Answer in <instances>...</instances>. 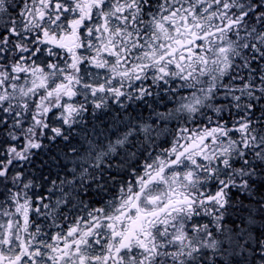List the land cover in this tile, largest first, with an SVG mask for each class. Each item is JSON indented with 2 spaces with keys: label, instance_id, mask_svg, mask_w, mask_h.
<instances>
[{
  "label": "trees",
  "instance_id": "trees-1",
  "mask_svg": "<svg viewBox=\"0 0 264 264\" xmlns=\"http://www.w3.org/2000/svg\"><path fill=\"white\" fill-rule=\"evenodd\" d=\"M100 1H0V230L12 210H28L36 235L112 218L113 202L127 209L188 150L226 147L215 162L194 153L210 190L184 214L193 248L176 264H264V0H105L120 22L88 51ZM52 12L59 29L41 30ZM152 18L171 35L148 61ZM50 69L46 90L19 91ZM205 86L210 98L185 110ZM206 237L218 250L200 248Z\"/></svg>",
  "mask_w": 264,
  "mask_h": 264
},
{
  "label": "rangeland",
  "instance_id": "rangeland-1",
  "mask_svg": "<svg viewBox=\"0 0 264 264\" xmlns=\"http://www.w3.org/2000/svg\"><path fill=\"white\" fill-rule=\"evenodd\" d=\"M104 2L105 0L100 1L98 4L93 3L92 6H89L87 9L89 12L94 11V17L96 18L92 27L93 34L88 33L89 40H93V43L88 44V51L94 50L96 46H98L95 45L98 40L103 41V36L110 37V35H105L103 28L100 29L99 21L105 23L109 22L107 29H109L110 23L120 22L118 16H109L105 14L103 10L106 3ZM49 12H46V14ZM56 16V12H52L50 16L46 15L45 18L47 20L49 19L50 22L46 19L42 20L40 17L41 30L57 32L56 30L59 29L60 24L55 22ZM92 18L90 17V19ZM64 24L65 23L62 22V25ZM151 25L153 37L144 43L142 51L146 55L148 61H155L161 56L162 53L160 50H162V47L168 45L164 44L168 43L167 40L171 35V31L167 23H162L154 18L151 19ZM231 49L232 46L230 44L217 47L215 49L217 60L220 62L225 61ZM53 73V69H50L45 72L40 71V74H35L30 78H26L25 81L22 82L23 84L20 86L19 91L29 98L34 97L38 92L46 90L51 85ZM203 90H205L203 95L198 94L190 102L185 104V110L196 114L198 109L203 106L204 102L210 98L213 86H205L202 91ZM200 149L201 147L198 148V150L195 148L188 150L183 155L186 157L185 163L180 164L177 170L170 171L167 174L162 173L160 177L154 178L150 184L145 186L144 190L140 193L141 199L139 200V206L144 209V214L153 213L159 209L162 210L166 208V210H168V203L173 199L168 191L172 189L177 190L176 188L182 190V193H185L188 197L189 193L193 194V206H198L199 202L197 200L200 198L198 196L210 190L206 184L207 181L203 179V171H201L200 167H198L199 164L194 160V153L200 151ZM225 149L227 148L213 149L206 147L202 151L196 153V155L202 157V161L205 163L215 162L217 157L221 155ZM188 160L189 162H187ZM196 168H199V170H196ZM151 204L156 205L153 206ZM124 206L125 201L121 200L113 202L111 207L113 211H120ZM170 209L171 210H169L166 216L160 221L158 220L155 222L154 229L151 230V233L148 234L146 239L141 241L138 246H135L136 243L132 244L133 246L130 245V251L128 250V253L122 255H115L117 248L115 242L112 240L113 236L111 233L106 232V230L90 231L88 238L83 240L82 244L79 245L78 257L74 261L79 260L83 264H139L140 262L143 264H176L177 257H181L183 254L189 257L192 252L193 241L186 226V217L184 215L179 216L181 214L178 210L173 208ZM3 229L5 228L1 227L0 230V237L2 236V241H0V255L5 259L12 260V258H14V263L18 264V258L23 253V250H18L20 246L12 241L8 247V243L4 239L7 233L2 231ZM237 242L241 243L240 240H237ZM126 244L127 243L124 242L123 246ZM200 248L203 250L206 248V253L209 254L213 250H218L216 240L212 238L208 239L207 237L206 240H204V244L200 245ZM262 249H264V245ZM33 251L35 250H30L29 254L32 255ZM43 254L42 250L35 251L34 255H40V258L35 260V264H53V260L48 258L50 254L48 253L46 257ZM154 254L156 255L155 257H153ZM24 263L27 264L26 261H24L23 264Z\"/></svg>",
  "mask_w": 264,
  "mask_h": 264
},
{
  "label": "flooded vegetation",
  "instance_id": "flooded-vegetation-1",
  "mask_svg": "<svg viewBox=\"0 0 264 264\" xmlns=\"http://www.w3.org/2000/svg\"><path fill=\"white\" fill-rule=\"evenodd\" d=\"M102 28H104V25H102ZM107 33L106 31L105 34ZM169 195L173 200L181 198L178 192H170ZM176 201L180 202L181 200ZM151 205L155 206L156 204ZM175 208L187 210L188 206L180 204ZM19 212L20 210L10 211L7 234L5 235L8 247L12 241L20 246L18 250H23V253L18 258V264H23L24 261L27 264H35V260L40 258V255H34L37 250H42L45 257L49 253L50 256L48 258L53 260V264H83L79 260L74 261L78 257V247L83 240L88 238L90 231L97 230H106V232L112 234V240L117 248L115 255L128 253L130 245L136 243L135 246H138L154 229L155 222L160 221L163 216L169 213V211L162 213V210L159 209L153 213L144 214V209L140 208L137 201L124 211L115 212L112 218L106 217L108 215L102 216L98 223H95L94 215L91 212L71 221L70 226L58 224L55 229L49 230L45 228L43 233L36 235L30 232L28 210H23L25 216L18 215ZM124 242L127 243L125 246H123ZM30 250H35L32 255L29 254ZM13 259H5L0 255V262L3 264H15ZM139 264L143 263L140 262Z\"/></svg>",
  "mask_w": 264,
  "mask_h": 264
}]
</instances>
